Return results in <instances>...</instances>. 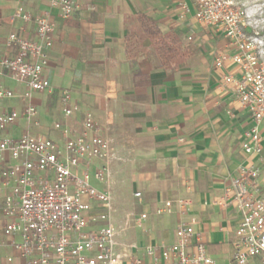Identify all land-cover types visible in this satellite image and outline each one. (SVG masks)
<instances>
[{
	"label": "crops",
	"instance_id": "obj_1",
	"mask_svg": "<svg viewBox=\"0 0 264 264\" xmlns=\"http://www.w3.org/2000/svg\"><path fill=\"white\" fill-rule=\"evenodd\" d=\"M183 1L191 7L186 15L179 5ZM50 2L0 0V57L10 32L35 36L33 24L10 21L17 7L40 15L52 12ZM77 4L73 17L56 18L45 70L54 94L32 96L37 106L45 95L47 110L39 124L54 114L60 119L56 122L77 132L85 111H91L117 161L132 164L133 184L140 193L134 211L137 216L147 214L139 241L172 242L180 219L178 207L171 214L157 211L167 200L184 198L191 203L189 216L197 220L207 247L221 246L218 258L208 249L209 253L218 264L228 263L241 216L233 206L224 208L217 202L240 167L264 164V151L261 157L244 153L243 135L252 121L235 99L234 86L222 84L225 74H238L237 67L231 61L221 68L214 64L216 51L232 55L235 49L221 32L196 20L193 0H77ZM138 13L153 17L163 35L179 36L183 53L164 65L154 41L142 31ZM133 34L140 39L138 53L130 55L126 40ZM9 83L4 81L11 88ZM65 88L81 106L72 117L62 111ZM51 105L58 110L51 113ZM34 126L19 122L8 133L18 137L31 133ZM261 129L264 133V121ZM49 137L61 140L59 131ZM260 183L264 194V174Z\"/></svg>",
	"mask_w": 264,
	"mask_h": 264
},
{
	"label": "built area",
	"instance_id": "obj_2",
	"mask_svg": "<svg viewBox=\"0 0 264 264\" xmlns=\"http://www.w3.org/2000/svg\"><path fill=\"white\" fill-rule=\"evenodd\" d=\"M179 5L182 15L191 12L187 2ZM50 6L51 13L40 15L17 7L10 21L33 24L35 36L10 32L4 38L6 52L0 57V247L10 246L27 264H218L197 229V220L189 216L190 201L184 198L167 200L157 211L171 214L178 207L180 219L172 242L119 249L112 193L91 183L92 177L108 181L116 156L91 111H85L77 132L56 122L61 140L29 132L18 137L6 134L20 120L39 125L32 96L54 94L45 70L56 18L70 19L78 4L77 0H51ZM193 6L196 20L221 32L235 49L232 55L216 51L214 64L221 68L231 61L237 67L238 74H225L222 84L234 86L235 99L252 121L243 135L244 153L261 157L264 36L253 24L256 9L243 8L234 0H193ZM263 6L261 1L259 8ZM6 79L19 84L20 91L5 86ZM13 98L19 99V107L5 105ZM61 106L67 117L81 111L67 88L61 90ZM263 174L264 164L240 167L217 202L224 208L233 206L241 216L226 264H264ZM146 219L147 214L141 213L135 226L143 229Z\"/></svg>",
	"mask_w": 264,
	"mask_h": 264
},
{
	"label": "rangeland",
	"instance_id": "obj_3",
	"mask_svg": "<svg viewBox=\"0 0 264 264\" xmlns=\"http://www.w3.org/2000/svg\"><path fill=\"white\" fill-rule=\"evenodd\" d=\"M261 1L262 3H264V0H234L235 3L243 8L253 7L254 9H256L254 12L253 24L259 26L261 34L262 36H264V9L261 10L259 8ZM9 81L11 89L16 92L19 91V84L11 81L10 79ZM39 100H41V103L39 102L37 104L38 115L42 117L44 115V112L47 110V106L45 104V95H41L39 97ZM18 104L19 101L16 98L5 101V105L11 107H19ZM52 106L53 105L48 106L49 108H52L51 113L58 110V107H55V105L54 107ZM51 115L52 116L48 120L44 119L43 122H40L39 125L34 126L35 128L31 129V134L40 133L54 137L56 132H58L55 129L54 124L57 120L60 119L59 117H57V115ZM20 124L25 125L26 121L20 120ZM6 134L10 136L9 133ZM117 160H119L118 157H116V159H114V161L112 162L111 174L106 183L96 181L93 177L91 178V183L98 189H104L105 186L106 189H109L111 191L114 208L113 217L117 229V240L120 246L119 249L131 251L135 246H144L148 243L139 241L142 229H139L135 226V219L137 215L134 211L133 205H137L136 197L138 196H136V193L138 192L133 184L132 164L130 162H125V160ZM93 171L94 170H91V175L93 174ZM101 206V209L106 208L104 205ZM170 240L172 239H168V241ZM208 249L213 254V256L218 258L216 256V253L220 251V245L211 244L208 246ZM0 264H27V262L24 258L15 253L13 248H11L10 246H3L0 247Z\"/></svg>",
	"mask_w": 264,
	"mask_h": 264
},
{
	"label": "trees",
	"instance_id": "obj_4",
	"mask_svg": "<svg viewBox=\"0 0 264 264\" xmlns=\"http://www.w3.org/2000/svg\"><path fill=\"white\" fill-rule=\"evenodd\" d=\"M137 20L140 23L142 31L154 41L157 53L164 65L183 53L184 50L181 38L175 34L163 35L158 26V22L153 17L146 13H138ZM139 39L140 37L136 34L128 36L126 40V50L130 55L138 53L137 43Z\"/></svg>",
	"mask_w": 264,
	"mask_h": 264
}]
</instances>
